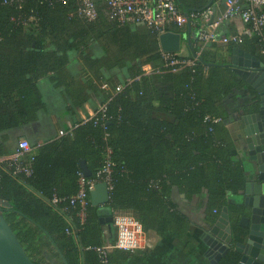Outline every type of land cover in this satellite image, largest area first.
<instances>
[{
	"label": "trees",
	"instance_id": "trees-1",
	"mask_svg": "<svg viewBox=\"0 0 264 264\" xmlns=\"http://www.w3.org/2000/svg\"><path fill=\"white\" fill-rule=\"evenodd\" d=\"M5 1L0 0V133L17 127L26 117L34 118L33 99L40 102L37 79L62 73L69 51L82 52L85 64L103 78L104 64L93 59L91 40L104 41L111 57L108 63L126 68L128 79L140 77L131 84L125 80L123 91L105 95L104 102L110 100L108 137L92 119L79 123L71 134L40 146L31 176L2 168L0 199L7 204L0 210L36 264H45L42 249L52 244L66 264H102L98 254L87 247L107 242L101 218L118 213L135 216L145 232L172 230L184 237L190 221L172 201L173 189H179L188 201L198 196L204 199L209 222H215L224 208L230 213L243 210L249 175L239 154L243 132L236 123L242 111H258L260 100L257 90L230 63L211 60L206 50L195 65L180 72L144 75L150 66L162 64L159 37L149 29L134 32L103 14L93 22L71 17L72 0L68 5L26 0L20 8ZM176 1L186 13H203L213 4L204 0L199 7L188 9ZM33 14L40 18L39 25L24 26L20 20ZM49 42L53 50L47 48ZM228 46L232 50L243 45ZM155 112L169 118H159ZM207 115L221 121H205ZM108 146L115 162L108 214L103 216L99 207L90 204L86 221L81 223L76 207L67 202L54 204L53 197L77 193L81 161H86L94 177ZM233 225L235 243L246 231L237 222ZM133 253L115 249L110 264L127 262ZM241 257L233 248L218 264H238Z\"/></svg>",
	"mask_w": 264,
	"mask_h": 264
},
{
	"label": "crops",
	"instance_id": "crops-1",
	"mask_svg": "<svg viewBox=\"0 0 264 264\" xmlns=\"http://www.w3.org/2000/svg\"><path fill=\"white\" fill-rule=\"evenodd\" d=\"M203 1L181 0V2L187 4L188 9H195V5L199 7ZM208 1L211 4L213 3L211 13H208L209 23L213 14V7H216V16H218L224 10V4L217 3V0ZM129 26L131 27V31L134 32L147 30L146 26L141 23ZM244 27L243 21L240 18H235L234 20L227 21L221 31L223 33H236L243 30ZM106 30L103 29V31ZM185 34L186 38L181 47V54L189 56L192 51V39L195 38L197 31L195 27H189ZM189 39L190 44L188 42ZM240 44L244 46H240L243 50L264 62L263 43H260L253 37L246 38ZM103 46V40H91L89 43L93 59H101L104 64L102 66L103 78L97 77L85 64L82 52L69 51V61L62 73L59 75L49 73L37 79L36 83L40 94V102H34L35 99H33L35 116L32 119L26 117L17 127L0 133V156L14 155L22 139L29 141L32 147L31 153L36 155L39 151L38 143H42L43 146L59 138L61 130H72L75 125L91 118L96 113L99 104L104 101L105 95L117 94L115 88L118 85H122L128 79L129 74L126 68L123 69L113 66L112 63L111 65L108 63L111 57L107 55ZM47 48L49 50L54 49L50 42ZM207 52L210 53L211 60L227 61L228 63L232 61L233 53L227 44H211L208 46ZM104 82L109 83L107 90L101 87ZM241 94V96H244V93ZM157 104L158 102L155 101V105ZM246 114L245 111H242L239 113V117H237V128L239 131L242 130V132L244 124L241 118ZM155 116L163 119L169 118L161 112H155ZM242 145L239 154L244 159L248 173H252L254 172L256 163L250 160L244 137H242ZM171 199L175 204H178V209L189 218L190 228L186 232L187 234L181 237L179 234L176 235L172 230L159 232L155 229H150L145 233L147 238L152 242L153 248L147 252L137 250L130 256L129 261H121V264H217L218 260L227 253V251L223 253L225 248L221 249L218 244L222 247L226 246L229 250L233 248L235 250L243 249V245L240 242H237L235 247L229 243L231 235L234 238L233 231L229 234V223L226 225L224 221H220L221 215L215 222H209L205 219L204 199L198 196L188 201L182 196L179 189L172 190ZM99 212L103 216L107 215V204L100 206ZM236 222L237 219L235 217L233 219L230 217L231 225ZM104 233L105 237L110 241H114L117 238L116 229L113 224L105 225ZM44 238L49 242L46 237ZM216 245L218 246L216 247ZM219 248L221 249L220 251ZM220 254L223 255L221 258ZM41 255L45 264H66L53 244L49 248L44 247Z\"/></svg>",
	"mask_w": 264,
	"mask_h": 264
},
{
	"label": "built area",
	"instance_id": "built-area-1",
	"mask_svg": "<svg viewBox=\"0 0 264 264\" xmlns=\"http://www.w3.org/2000/svg\"><path fill=\"white\" fill-rule=\"evenodd\" d=\"M26 0H7L5 3L17 4L20 8ZM71 0H49L51 5L61 3L70 4ZM74 9L70 13L71 17H77L83 21H97L101 14L107 17L110 22L119 26L142 23L152 33L160 34L173 31L180 32L186 37V30L189 27H195L197 34L194 43L191 45L194 56H183L180 52L167 53L161 49L162 64L157 67L147 68L144 75L152 73H162L165 70L180 72L185 67L193 66L200 59L208 46L214 43L222 44H240L246 38L255 37L260 43L264 44V0H217V3L224 4V10L215 16L213 23H208V13L211 8L203 13L191 12L186 13L181 9L176 0H72ZM234 18H240L245 27L236 33H223V25ZM26 27L39 25L40 18L35 14L20 20ZM264 53V47H262ZM134 80H140V77L129 78L128 84ZM102 89L107 90L109 83L104 82ZM126 84L118 85L115 90L121 92L125 89ZM108 101L99 104L96 113L83 123L94 119L96 125H100L105 131V137L109 136L106 113L109 106ZM205 121L218 123L220 118L207 115ZM77 125L74 126V128ZM73 128V129H74ZM71 134L72 131L61 130L59 135L64 136ZM42 143H38V147ZM31 144L27 139L20 140L17 151L12 156H0V183L2 181V168L10 169L15 174L25 175L27 177L34 173L33 165L35 154L31 153ZM113 149L108 146L104 153L103 165L96 171L94 177H87L84 172L79 173V190L77 193L59 197L54 195L53 203L67 202L70 206L76 207V215L81 223H85L89 205L91 204V192L96 185L106 182L108 189L114 188L113 171L115 162L113 160ZM7 202L0 199V206L6 205ZM68 211L69 208L67 207ZM70 212V211H69ZM113 225L116 229L117 238L115 241L109 239L101 246H89L88 250L95 251L102 264H110V254L115 249L136 252L137 250L148 251L153 248L152 242L147 238L143 223L131 214H115ZM71 219V218H70ZM68 233L73 231L67 229Z\"/></svg>",
	"mask_w": 264,
	"mask_h": 264
},
{
	"label": "water",
	"instance_id": "water-1",
	"mask_svg": "<svg viewBox=\"0 0 264 264\" xmlns=\"http://www.w3.org/2000/svg\"><path fill=\"white\" fill-rule=\"evenodd\" d=\"M215 16L216 7H213V14L209 24L213 23ZM184 40L185 36L180 32L168 31L159 36L161 49L167 53L180 52ZM188 42L190 44V39ZM232 53L230 68L253 86L260 96L258 111L246 114L241 118L244 128L240 137L245 138L250 160L255 162L256 165L254 172L248 173L249 179L252 180H248L246 183L243 202L241 203L242 211L246 210L247 215L242 216L239 222V226L246 231V235L244 242H240L243 245V249H237L242 254L238 264H264V62L237 46L232 49ZM81 167L87 177L93 175L85 160L81 161ZM109 202L110 191L107 183H98L91 192L92 206L100 207ZM230 217L231 213L227 208H224L220 221H224L226 225L229 223V234L233 231ZM113 220V216L101 218V222L105 225L113 224ZM233 239L231 235L230 244H232L231 241ZM218 245L221 249L225 248L223 253L228 252L229 248ZM220 248L219 251L221 250ZM61 256L63 257L62 254ZM0 264H36L29 257L1 210Z\"/></svg>",
	"mask_w": 264,
	"mask_h": 264
},
{
	"label": "flooded vegetation",
	"instance_id": "flooded-vegetation-1",
	"mask_svg": "<svg viewBox=\"0 0 264 264\" xmlns=\"http://www.w3.org/2000/svg\"><path fill=\"white\" fill-rule=\"evenodd\" d=\"M247 175H249V174L247 173ZM245 215H247V211L246 210L245 211H241L239 213L238 212H231V218L233 219L235 217L237 219V223L238 224H239L242 216H245ZM244 239H245V235L243 236V239L241 241H237V239H236V242L235 243L233 241L232 242L233 247L236 246L237 242H244ZM233 240H235V239H233Z\"/></svg>",
	"mask_w": 264,
	"mask_h": 264
},
{
	"label": "clouds",
	"instance_id": "clouds-1",
	"mask_svg": "<svg viewBox=\"0 0 264 264\" xmlns=\"http://www.w3.org/2000/svg\"><path fill=\"white\" fill-rule=\"evenodd\" d=\"M186 38V37H185ZM185 41V40H184Z\"/></svg>",
	"mask_w": 264,
	"mask_h": 264
},
{
	"label": "rangeland",
	"instance_id": "rangeland-1",
	"mask_svg": "<svg viewBox=\"0 0 264 264\" xmlns=\"http://www.w3.org/2000/svg\"><path fill=\"white\" fill-rule=\"evenodd\" d=\"M184 46V45H183Z\"/></svg>",
	"mask_w": 264,
	"mask_h": 264
}]
</instances>
